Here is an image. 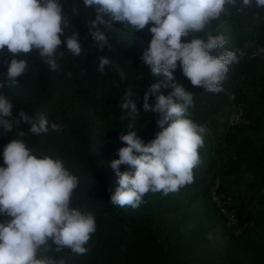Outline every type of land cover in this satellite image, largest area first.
Segmentation results:
<instances>
[{"label": "trees", "instance_id": "trees-1", "mask_svg": "<svg viewBox=\"0 0 264 264\" xmlns=\"http://www.w3.org/2000/svg\"><path fill=\"white\" fill-rule=\"evenodd\" d=\"M60 2L69 20L65 36L74 32L79 35L80 55L67 51L62 35L59 50L64 52L63 56H57V70H51L34 50L30 56L18 57L29 64L18 82L7 81L0 89V94L12 101L14 117L18 118V112L24 110L37 119L43 114L50 122L62 126L60 131L50 128L39 136L28 132L31 125L24 122L10 132L0 128V166H5L3 150L12 139H22L36 155L59 156L65 167L79 177L72 206L91 212L96 219L97 230L86 246L89 249L86 254L78 255L69 249L57 252L54 244L45 254L62 258L65 264H264V234L241 246V236L236 231L239 226L234 229L228 225L210 194L211 182L219 178L221 189L234 200L242 229L264 228V56H253V48L248 45L253 42L264 47V7H257L253 0L252 6L239 11L238 0L236 6H228L221 21L213 20L207 29L213 35H224L228 41L224 49L214 50L213 55L232 50L239 57V63L229 66L222 82L223 91L213 93L193 87L179 62L174 71L175 80L192 93L194 106L189 109L190 118L207 128V139L208 134L223 139L226 131L236 128L226 139L232 154L218 150L217 154L224 159L218 170L216 154L208 139V144L199 149L202 163L194 169L192 184L167 196L149 192L143 198L144 203L132 209L110 203L118 187V176L110 161L118 159L117 150L125 146L119 139L121 134L135 130L147 143L161 130L156 123L159 114L142 110L145 91L151 83L162 79L153 76L150 67L141 60L150 45L151 25L136 33L120 23L100 25L111 47L99 49L90 35L95 9L86 8L83 0ZM77 7L78 14L74 11ZM230 21L246 22L251 27L249 35L242 36L236 46L223 30ZM197 35L207 40L205 33ZM182 40L190 41L191 36ZM0 55H3L0 81H4L10 57L6 53ZM101 57L110 60L103 72L99 71ZM64 62L76 88L71 98L65 89ZM121 71L125 78H121ZM129 89L141 109L140 116L135 117L134 129L128 128L131 119H121L127 117V110L121 109L120 103ZM170 91L171 88H161L165 95ZM149 103L154 104L155 98L150 96ZM239 104L247 121L230 126L229 117ZM52 106L57 108L48 114ZM121 171L134 169L121 165ZM234 186L244 187L250 196L258 198L263 206L258 220L246 215V197L241 194L238 207ZM6 219L10 217L0 215V221Z\"/></svg>", "mask_w": 264, "mask_h": 264}, {"label": "clouds", "instance_id": "clouds-1", "mask_svg": "<svg viewBox=\"0 0 264 264\" xmlns=\"http://www.w3.org/2000/svg\"><path fill=\"white\" fill-rule=\"evenodd\" d=\"M239 2L250 7L253 0ZM237 3L238 0H83L86 8L95 9L90 35L99 49L111 47L100 25L120 23L135 33L151 25L150 45L141 60L153 76L162 78L145 91L142 109L159 114L156 123L161 130L147 143L135 130L119 137L125 146L117 150L118 159L110 161L118 176V187L110 197L113 206L136 209L149 192L167 196L194 182V169L202 163L199 149L204 147L207 128L190 118L192 93L175 80L174 71L179 62L193 87L213 93L223 91L229 66L239 63V57L232 50L213 55L214 50L224 49L228 41L224 35H213L207 29L227 12L228 6ZM255 5L264 7V0H255ZM74 11L78 14L79 8ZM68 27L60 0H0V54L10 57L0 89L7 81L18 82L29 68L28 61L18 57L30 56L34 50L51 70H57V56L64 52L59 50L62 35L67 51L80 55L79 35L74 32L66 37ZM198 33H205L207 40L199 38ZM189 36L190 41L182 40ZM109 64L108 58L101 57L99 71L103 72ZM125 75L120 72L121 78ZM162 87L171 91L165 95ZM150 96L155 98L154 104L149 103ZM13 107L12 101L0 94V128L5 132L21 122L31 125L28 132L37 136L50 128L62 129L43 114L37 119L20 110L18 118L14 117ZM120 108L127 110V117L121 119H131L128 128L134 129L141 109L131 89ZM3 161L0 215L10 219L0 221V264H65L62 258L45 254L53 244L57 252L69 249L78 255L86 254L97 224L91 212L72 206L79 177L65 167L59 156L36 155L22 139H12L4 147ZM121 165L134 171L122 172Z\"/></svg>", "mask_w": 264, "mask_h": 264}, {"label": "rangeland", "instance_id": "rangeland-1", "mask_svg": "<svg viewBox=\"0 0 264 264\" xmlns=\"http://www.w3.org/2000/svg\"><path fill=\"white\" fill-rule=\"evenodd\" d=\"M222 20V16L218 19V21ZM223 30L228 33L229 40L232 43V45L236 46L239 42V39L242 36L249 35L251 32V27L247 25L246 22H241V23H234V22H228V24L224 25ZM249 42V41H247ZM63 71H64V78H65V89L68 98H71L75 94V85L72 81V78L67 70V63L64 62L63 64ZM56 106L50 107V109L47 111V113H51L54 110H56ZM231 129L226 131V134L224 133L223 139L217 138L212 134H208V139L211 141L213 150L215 151L216 154V160H217V169L221 170L223 167L224 159L223 157L220 156V154H217L218 150L223 152L222 154L228 152L232 154V149L226 144V139L228 138V135L235 130ZM230 132V133H229ZM229 133V134H228ZM228 134V135H227ZM208 139L206 137V134L204 136V143L208 144ZM234 195L236 197L237 205L240 207V203L238 200V194H241L246 197L245 202H246V215H251V220H258L259 219V213L262 211L263 206L262 204L258 201L257 197H252L247 193V189L241 186H234ZM244 217H242L243 219ZM238 220V225L239 226L236 231L238 234H240L241 239H240V244L241 246H245V244L248 242L250 239H256L257 237H260L264 234V228L261 226L256 227L257 229H245L243 230L242 227L239 224Z\"/></svg>", "mask_w": 264, "mask_h": 264}, {"label": "built area", "instance_id": "built-area-1", "mask_svg": "<svg viewBox=\"0 0 264 264\" xmlns=\"http://www.w3.org/2000/svg\"><path fill=\"white\" fill-rule=\"evenodd\" d=\"M239 5H240L239 11L246 8L243 7L240 2ZM248 45L253 48V53H252L253 56H257V57L264 56V47L262 45L255 44L253 42H250ZM228 121L230 126L241 124L247 121L244 116V110L241 107V104H239L238 109L230 115ZM210 194H211L212 202L214 203L216 208L220 211V213L227 219L228 225L236 229L238 225V218H237V211L234 206V200L230 194H228L226 191H223L221 189V181L219 178H215L211 182Z\"/></svg>", "mask_w": 264, "mask_h": 264}]
</instances>
